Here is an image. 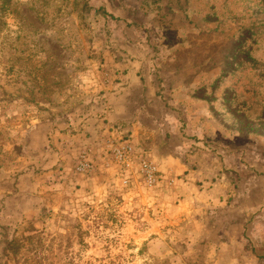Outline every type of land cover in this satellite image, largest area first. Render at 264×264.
<instances>
[{"label":"rangeland","instance_id":"rangeland-1","mask_svg":"<svg viewBox=\"0 0 264 264\" xmlns=\"http://www.w3.org/2000/svg\"><path fill=\"white\" fill-rule=\"evenodd\" d=\"M0 264H264V0H0Z\"/></svg>","mask_w":264,"mask_h":264},{"label":"built area","instance_id":"built-area-1","mask_svg":"<svg viewBox=\"0 0 264 264\" xmlns=\"http://www.w3.org/2000/svg\"><path fill=\"white\" fill-rule=\"evenodd\" d=\"M133 152L134 149L132 145L126 144L117 149V157L120 160L127 161L129 155ZM140 171L143 173L144 178L148 183L152 184L157 180V166L154 165V163H152L150 160L142 159V161L140 162Z\"/></svg>","mask_w":264,"mask_h":264}]
</instances>
